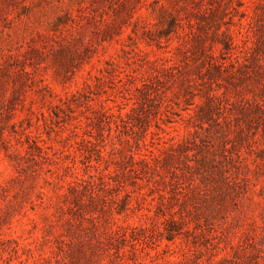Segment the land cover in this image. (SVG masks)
Masks as SVG:
<instances>
[{
	"label": "rangeland",
	"instance_id": "1",
	"mask_svg": "<svg viewBox=\"0 0 264 264\" xmlns=\"http://www.w3.org/2000/svg\"><path fill=\"white\" fill-rule=\"evenodd\" d=\"M0 264H264V0H0Z\"/></svg>",
	"mask_w": 264,
	"mask_h": 264
},
{
	"label": "trees",
	"instance_id": "2",
	"mask_svg": "<svg viewBox=\"0 0 264 264\" xmlns=\"http://www.w3.org/2000/svg\"><path fill=\"white\" fill-rule=\"evenodd\" d=\"M216 66V64H214Z\"/></svg>",
	"mask_w": 264,
	"mask_h": 264
}]
</instances>
